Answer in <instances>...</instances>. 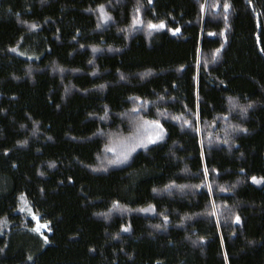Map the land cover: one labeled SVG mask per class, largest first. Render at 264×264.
<instances>
[{
  "label": "trees",
  "instance_id": "16d2710c",
  "mask_svg": "<svg viewBox=\"0 0 264 264\" xmlns=\"http://www.w3.org/2000/svg\"><path fill=\"white\" fill-rule=\"evenodd\" d=\"M0 264H264V0H0Z\"/></svg>",
  "mask_w": 264,
  "mask_h": 264
},
{
  "label": "snow or ice",
  "instance_id": "6c2138e0",
  "mask_svg": "<svg viewBox=\"0 0 264 264\" xmlns=\"http://www.w3.org/2000/svg\"><path fill=\"white\" fill-rule=\"evenodd\" d=\"M102 7L103 6H101V9H102ZM230 7V5L228 4V3H225L224 4V8L227 10L228 8ZM105 19H107V16H105L104 17ZM164 25H163V22H161L159 25H157V24H149V27L150 28H157V27H163ZM33 27H35V25H33ZM177 31H179V29H177ZM218 51V50H217ZM248 107H251V105H248ZM247 111V108H242L241 109V114H244L245 112ZM147 123H150L151 125H153V126H155L156 128H159V129H161V132L160 133H158L157 134V139H162L163 138V135H162V129H163V126L160 124V122L159 121H156V120H153V121H151V122H147ZM185 123H187V121H185ZM148 142L149 143H155V140H152L151 138H149V140H148ZM226 142V141H225ZM136 146H140V147H147V144H144V143H141V142H135L134 144H133V147H132V149L131 150H134V148L136 147ZM127 159V154H125L124 156H123V158L121 159V158H117L116 160H113V161H109V163H123L125 160ZM205 174L207 175V168H205ZM256 178L255 177H253V180H255ZM151 205L149 206V208H147V209H142V211H149V210H151ZM165 219H167V217H165ZM239 220H240V217L239 216H236V221L237 222H239ZM37 231H38V229H36ZM125 231H127V229H125ZM47 238L45 237V240H46Z\"/></svg>",
  "mask_w": 264,
  "mask_h": 264
},
{
  "label": "rangeland",
  "instance_id": "374dc122",
  "mask_svg": "<svg viewBox=\"0 0 264 264\" xmlns=\"http://www.w3.org/2000/svg\"><path fill=\"white\" fill-rule=\"evenodd\" d=\"M146 130L148 131V137H150L152 133L157 130V128L155 126H152V127H147ZM34 220H35V229H38L39 233L44 234L49 232L48 225L46 223L39 221L38 216H34Z\"/></svg>",
  "mask_w": 264,
  "mask_h": 264
}]
</instances>
